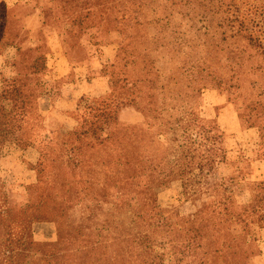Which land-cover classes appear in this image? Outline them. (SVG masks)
<instances>
[{
	"label": "rangeland",
	"instance_id": "374dc122",
	"mask_svg": "<svg viewBox=\"0 0 264 264\" xmlns=\"http://www.w3.org/2000/svg\"><path fill=\"white\" fill-rule=\"evenodd\" d=\"M65 1L0 0V88L5 79L22 73L20 81L24 94L36 97L41 116L56 118L49 129L56 130L57 134L51 144V157L45 163L44 173L37 164L41 156L36 149L19 147L14 141L6 144L0 161V177L10 197L19 205L30 199V213L34 217L43 220L61 215L60 221L67 220L71 224L68 236L71 242L68 248L71 249L81 248L86 252L87 226L94 231L90 240L101 241L99 248L114 243L119 232L123 235L135 234L136 228L130 225L132 216L115 215L111 210L112 202L120 197L122 189L113 190L115 196L111 195L113 192H109V197L103 196L104 168L102 162L95 158V155H100L93 149L97 140L87 134V127H83L79 115L75 116L76 119H67L64 113L68 110L62 107H69L71 101H75L77 107L82 95L84 99L91 100L93 96L105 94L110 80L107 70L117 58L119 41L130 38L132 45L135 40L139 48L145 40L143 43L147 44L150 53L144 60L153 66L152 76L160 81L170 79L168 89L172 92H185L184 101L169 102L165 111L153 114L152 129L158 135L164 134L159 138L161 141L167 140V144L177 146L187 134L194 138L199 136L187 128L194 120L201 119L205 131V137H202L210 138L205 143L211 149H216L218 133L224 134L222 141L227 161L212 164L211 167L205 165L201 169L205 174L200 175L199 154H196L188 176L185 178L176 174L167 178L152 203L143 188L146 179H134L132 188L146 204L144 214L153 219L151 223H176L178 228L182 225V231L176 233L165 227L169 232L157 239L155 252L146 263L136 262V248L133 251L128 248L132 242L116 240L115 250L122 257L120 264H201L202 257H205V264H264V190L258 186L264 183V55L258 54L241 38H232L226 43L220 32L214 39L204 37L213 44L209 48L213 51L212 56L205 53L202 56L200 49L175 50L173 45L163 47L164 43L152 41L157 29L150 24H135L128 31H116V27L123 29L121 14L117 13L120 9L118 3L111 16V20L117 19L118 23L114 26L111 22L109 26L105 20L93 22L87 19V15L95 14L90 5L87 6L88 0ZM139 5L138 2L131 14L143 23ZM159 5L161 13L167 4L163 0ZM42 9L51 10L48 17H44ZM159 13L152 14L149 9L144 19ZM178 22H183L185 26L187 17L178 16ZM189 28H194L196 38L200 37L197 29H202L201 23L189 25ZM144 45L143 50L146 48ZM59 54H65L66 58L57 60ZM41 55L47 56V67L40 73L27 74V70L21 72L14 66L20 58L31 59L28 64L31 65L34 58ZM200 57H203L202 61L204 58L214 61L209 70L223 77L221 83L215 79L212 81L206 72L200 70L195 74L191 71V63L200 62ZM241 60L245 66L239 69L237 62ZM142 69L140 66L138 71L142 73ZM195 76L200 92L187 103L186 95L194 89L190 83ZM78 92L80 94L76 96ZM145 120L141 109L135 106L126 107L118 116L120 124L129 126H141ZM168 122L172 125L169 126ZM160 124H166L171 129L164 128L162 131L157 126ZM29 129L30 126L25 125L24 132H29ZM49 129L46 128V131ZM44 133L45 130L39 132L41 135ZM69 133L67 147L66 135ZM198 142L201 143L199 137ZM70 147L76 150L67 151ZM211 154L215 161V152ZM174 155L177 157V154ZM174 155L168 156L171 167L177 164ZM159 159H162V154H159ZM89 171L96 173L98 180H93ZM89 177L92 187L87 184ZM185 179L190 181L188 190L184 187ZM39 180L44 181L41 188ZM219 185L226 190L229 200L219 201ZM29 193L33 195L27 197ZM217 206L221 212L227 211L228 214L211 221ZM242 220L245 222L241 223ZM225 221L228 222L225 224ZM26 234L22 227L13 223L12 239L26 238ZM30 240V251H22L19 264H61L60 260L44 257L45 245L58 241L56 223L50 220L34 223ZM202 243L204 246H201ZM6 250L7 244L1 241L0 264H6ZM60 250L63 254V249ZM187 250L190 254L182 257L181 253ZM129 254L133 256L129 257ZM25 255L29 256L25 259ZM72 256L76 259L75 264H87V255L73 251ZM78 257L81 258L77 260ZM111 257L116 255L108 251L104 257L97 258L101 260L99 264H108Z\"/></svg>",
	"mask_w": 264,
	"mask_h": 264
},
{
	"label": "trees",
	"instance_id": "16d2710c",
	"mask_svg": "<svg viewBox=\"0 0 264 264\" xmlns=\"http://www.w3.org/2000/svg\"><path fill=\"white\" fill-rule=\"evenodd\" d=\"M138 2L140 4L139 14L143 19V23H140L138 17H133L131 14L135 12L134 7L138 5ZM160 2H163V0H88L87 6L90 5L91 11L95 14L93 16L87 15V19L90 18L93 22L97 19L105 20L109 26H111V22L116 26L118 20H111V16L114 15V6L118 3L120 9L117 13L121 14L120 24L123 29L116 27V31H128V28H132L135 24L137 26L144 23L150 24L155 27V30L157 29V35L153 36L152 41L162 42L164 43L163 47L166 46L167 48L173 45L175 50L189 48L196 51L200 49L203 51L202 56H204V53L207 56L213 54V51L209 50L213 44L206 41L204 37L214 39L217 33L220 32L226 43L229 39L241 38L258 54L264 55V0H164L167 5L161 12L162 14L159 13ZM65 3H68V1L66 0ZM101 7L103 8L100 9ZM149 9H151L152 14L159 13V15L145 20L146 11ZM50 12L51 10L48 9H42L41 11L45 18L48 17ZM178 16L187 17L188 23L183 26L182 24L186 19L179 23ZM197 23L202 24V29H197V32L200 33L198 38L194 36V28H189V25H197ZM177 35L181 36L176 37ZM131 41L130 38L125 37L118 43L117 58L107 70L110 79L108 91L103 95L93 96L91 100L89 98L84 99L85 96L82 95L76 109L66 111L64 114L67 119L71 120L76 119L79 115L83 127H87V134H91L97 140V146L93 149L100 155V157H97L94 154L95 158L102 162L104 168L106 179L102 183L105 187L103 196L109 197L114 194L113 190L122 189L120 197L112 202L111 210L115 215L127 218L132 216L130 225H134L136 228L135 234L123 235L122 232H119L117 237L114 238V243L111 242L109 245L99 248L101 241L99 239L94 242L90 240L94 231L87 226L86 252L81 248H68L71 244L68 238L71 224H68L67 220L60 221L61 215L43 220L40 217L32 216L30 213V203L32 201L28 199L27 203L21 205L15 203L0 177V242L4 241L7 244L4 257L6 264H19L22 251H30L31 227L36 222H46L48 220L56 223L58 241L45 245L44 257L46 259H57L60 260L61 264H75L76 259L74 256L71 257V253L75 251L76 254L87 255V264H99L101 260L97 257H104V254H108V251H110L116 257H111L112 260L108 261V264H120L122 257L115 250L116 240H119L120 242H132L133 244H128V248L131 251L134 250V247L136 248V262L146 263L155 252L154 246L157 239L162 238L165 232L180 233L182 225L178 228L176 223L167 224L165 221H152L151 223L153 219L144 214L146 204L140 200L138 192L135 189L133 190L132 181L140 177L146 179L143 188L152 203L157 196V190L165 184L167 178L176 174L185 178L188 176L196 154H199L200 170L205 165L211 167L212 164L227 161V152L222 141L224 134L222 132L218 133L216 149H211L205 143L210 138H203L205 137V131L201 126L203 123L201 119L194 120V123L188 125L187 128L188 131H195L199 136L194 138L192 135L187 134L180 141L181 145L172 146L167 144V140L164 142L159 139L164 134L158 135L156 130L152 129L154 125L151 123L154 120L152 119L154 118L153 114L165 111L169 102L184 101L185 92H172L168 89L170 79L160 81L157 77H153V66H149L144 60L150 53L147 44L144 45L143 43L145 40L140 43L139 48L135 40L133 45ZM143 45L146 47L145 50L141 49ZM61 58H66V55L59 54L57 60ZM140 58H143L142 61H140ZM202 58H199L200 62L194 61L191 63V71L196 74V71L201 70L206 72L207 77L212 81L215 79L221 83L223 77L215 71L209 70L210 67H213L211 63H214V61H208L206 58L202 61ZM30 62L31 59L20 58L14 66L21 72L27 70V74L40 73L47 67V56H38L34 58L31 65H28ZM140 66L143 68L142 73L138 71ZM244 66L245 63L242 60L237 62L239 69ZM20 75L22 73H19L17 77L5 79L0 88V161L6 144L14 141L19 147L34 148L39 152L41 159L38 160L37 164L39 163L41 173H44L45 163L48 161L49 156L51 157V144L57 137L56 130L49 129L56 118L53 116L44 117L38 113L36 97H28L24 94ZM197 79L195 76L190 83L194 86V89L186 95L187 103H190L200 92V89L196 86ZM131 106L138 107L145 115L146 120L143 125L129 126L119 123L118 116L120 112ZM167 124L172 125L169 122ZM25 125L30 126L27 133L24 132ZM61 126L63 127V124ZM157 126L161 127L162 131H164V128L171 129L166 124ZM46 128L49 130L46 131ZM42 130H45L43 135L39 134ZM66 136H68V140L65 146L68 147L70 133ZM198 137L201 138V143L198 142ZM75 150L74 147H70L67 151L73 152ZM213 151L215 152V161L211 154ZM159 154H162V159H159ZM174 154H177V157ZM170 155H174L177 159L175 167L170 165L172 164L168 160ZM88 174L93 176V180H98L96 173L89 171ZM199 174L203 175L205 171L201 170ZM91 180L90 177L87 180L89 187H92L93 182ZM97 182L101 183L100 181ZM188 182L190 181L185 179L184 187L187 190L190 189ZM39 184L41 188L44 181L39 180ZM49 185L52 184L49 183ZM219 186L221 187L218 195L219 201L229 200L226 190L223 189L222 185ZM258 186L264 190V183ZM109 192L113 193L109 195ZM92 194L94 195V192ZM32 195L29 193L27 197ZM220 203L223 206L226 205L225 202ZM214 212L211 221L228 214L227 211L221 212L218 206ZM15 222L27 232L26 238L18 240L11 238L12 225ZM244 222V220L241 221V223ZM165 227L169 228V231H166ZM143 230L147 233H143ZM96 237H98V234H96ZM201 246H204V244L202 243ZM60 249H63V254ZM101 250H104V252L100 253ZM187 254H190V251L187 250L181 253L182 257ZM205 255L207 256L208 253L206 252ZM28 256L25 255V259ZM132 256V254H129V257ZM80 258L78 257L77 260ZM201 261V264H205V257H202ZM160 264L168 263L162 262Z\"/></svg>",
	"mask_w": 264,
	"mask_h": 264
},
{
	"label": "crops",
	"instance_id": "0c3cea01",
	"mask_svg": "<svg viewBox=\"0 0 264 264\" xmlns=\"http://www.w3.org/2000/svg\"><path fill=\"white\" fill-rule=\"evenodd\" d=\"M99 79H101V78H99ZM81 93H82V91H81ZM78 94H80V93L79 92L76 93V96H78ZM62 109H65V110L67 109L68 111L75 110L76 109L75 101H71L69 107H62Z\"/></svg>",
	"mask_w": 264,
	"mask_h": 264
}]
</instances>
